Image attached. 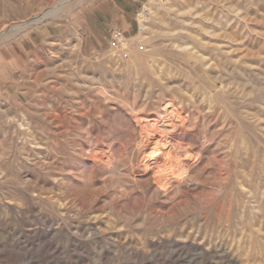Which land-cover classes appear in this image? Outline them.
<instances>
[{"label":"rangeland","instance_id":"1","mask_svg":"<svg viewBox=\"0 0 264 264\" xmlns=\"http://www.w3.org/2000/svg\"><path fill=\"white\" fill-rule=\"evenodd\" d=\"M0 264H264V0H0Z\"/></svg>","mask_w":264,"mask_h":264},{"label":"bare ground","instance_id":"2","mask_svg":"<svg viewBox=\"0 0 264 264\" xmlns=\"http://www.w3.org/2000/svg\"><path fill=\"white\" fill-rule=\"evenodd\" d=\"M51 12V11H50ZM52 15V14H51ZM142 16V17H141ZM144 17V14L142 13V14H140V19H139V21H140V25H142L143 24V20H142V18ZM41 19V18H40ZM38 21V20H37ZM145 131H147V129L145 130ZM148 135V134H147ZM169 153V152H168ZM172 155V154H171ZM171 157V156H170ZM166 158V157H165ZM176 159V158H175ZM174 159V160H175ZM177 160V159H176ZM179 161H180V159H179ZM167 162V161H166ZM166 162H164V163H166ZM176 163H178V161L176 162ZM168 164V163H167ZM170 164V163H169ZM173 164L174 163H172V164H170V165H166V164H163V165H159L158 166V170H157V174H158V176L156 177L158 180H159V182H164V183H166V185H168L172 180H174V179H176V180H178V179H180V178H182V177H184L183 175H181V174H178V173H176L175 172V168L174 167H172L173 166ZM175 165V164H174ZM174 168V169H173ZM184 170H185V168H183ZM180 170V169H179ZM182 170V169H181ZM177 171V170H176ZM186 171V170H185ZM186 173V174H185ZM184 173V175H185V180L187 181V182H190V183H195V178H194V176H192L191 175V173L189 174V173H187V172H185ZM175 181V180H174ZM183 181V180H182ZM156 189L157 190H159V189H161V186H156Z\"/></svg>","mask_w":264,"mask_h":264},{"label":"crops","instance_id":"3","mask_svg":"<svg viewBox=\"0 0 264 264\" xmlns=\"http://www.w3.org/2000/svg\"><path fill=\"white\" fill-rule=\"evenodd\" d=\"M113 24L114 26L120 28L121 30L125 31L126 33H132L134 26L136 27V20L135 24L128 19V16L123 13H117L113 16Z\"/></svg>","mask_w":264,"mask_h":264},{"label":"built area","instance_id":"4","mask_svg":"<svg viewBox=\"0 0 264 264\" xmlns=\"http://www.w3.org/2000/svg\"><path fill=\"white\" fill-rule=\"evenodd\" d=\"M141 11L145 12V10H143V9ZM142 33H143V29L141 28L140 24L138 23V34H142ZM110 38H111V41L115 42V43H122L127 39L124 32L118 28H115L111 31ZM142 41H143V36L140 35V37L138 38V42H139V47L141 49L144 47Z\"/></svg>","mask_w":264,"mask_h":264}]
</instances>
